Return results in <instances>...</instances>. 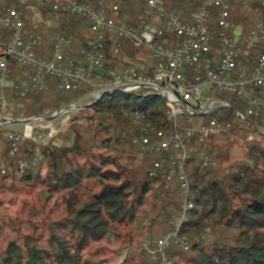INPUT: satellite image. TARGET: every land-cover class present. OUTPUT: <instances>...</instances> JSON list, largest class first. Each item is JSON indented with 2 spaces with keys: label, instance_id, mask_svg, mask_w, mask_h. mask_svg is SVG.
<instances>
[{
  "label": "trees",
  "instance_id": "trees-1",
  "mask_svg": "<svg viewBox=\"0 0 264 264\" xmlns=\"http://www.w3.org/2000/svg\"><path fill=\"white\" fill-rule=\"evenodd\" d=\"M111 1L120 4V17L127 23L137 24L138 15L146 13L147 6L142 0ZM195 1L166 0V5L187 19L188 13L196 8ZM227 1L231 19L243 27V36L257 22H264V0ZM7 8L23 13L26 27L44 41L39 53L48 57L50 38L57 33L73 41L68 50L71 58L78 57L79 50L94 38L87 21L67 11L56 12L27 0H0V10ZM212 26L216 32L215 21ZM105 53L106 70L122 69L131 62H137L141 68L137 57L146 56L116 37L106 39ZM259 53L260 47L252 56ZM204 59L216 61L217 57L210 54ZM252 64L247 58L240 59L238 71L244 67L249 72ZM14 69L9 78L11 84L6 88L7 99L18 108L14 119L51 116L72 103L77 104L87 92L85 89L68 93L57 80H50L46 92L22 96L12 85L20 73L19 67ZM259 95L264 101V92ZM210 96L231 104L208 117L236 125L237 140L244 139L243 150L239 157L233 156L234 142L215 145V138L199 146V151L210 157V163L205 165L195 154L186 165L193 208L185 216L179 181L174 178L169 187L164 184L170 168L168 158L179 152L167 149L140 161L139 146L135 143L143 125H148L152 138L155 130H164L167 135L175 130L168 120L165 101L157 94L144 96L117 91L102 95L96 102L90 101L85 109L73 113L64 144L55 145L54 139L47 145L26 144L21 158L36 153L42 156L37 169L26 175L17 174L15 159L6 148L0 155L2 165L8 168V173L1 175L6 185L12 190L17 185L41 188L47 200L60 195L64 215L9 240L0 251V264H95L84 256L89 246L116 236V227L131 226L141 218L149 220L151 227L159 225L157 231L171 230L180 220L177 236L170 242L188 244L189 249L181 247V251L189 253L174 264H264V103L258 116H245L243 123L235 115L244 111L243 100L214 90ZM159 100L161 106H157ZM137 111L142 115L139 120ZM190 125L182 122L180 129ZM248 133L253 134V139L248 140ZM155 161L161 162V168L152 178L149 173ZM150 232L157 236L152 228ZM207 233L211 235L209 241L203 236V240L186 242L191 236ZM181 238L184 242H180ZM169 257L173 259L170 254Z\"/></svg>",
  "mask_w": 264,
  "mask_h": 264
},
{
  "label": "built area",
  "instance_id": "built-area-1",
  "mask_svg": "<svg viewBox=\"0 0 264 264\" xmlns=\"http://www.w3.org/2000/svg\"><path fill=\"white\" fill-rule=\"evenodd\" d=\"M27 1L85 19L94 38L79 50L78 57L71 58L68 50L73 41L57 33L50 38L51 55L48 57L39 53L44 41L26 27L21 11L15 8L0 10V155L7 148L9 156L15 159L17 174L26 175L37 169L42 156L36 153L21 158L23 148L29 142L49 144L62 126L56 124L58 118L48 122L39 117L41 115L14 119V106L7 99L6 88L11 84L9 78L15 66L20 68V73L12 85L22 96L46 92L50 80H57L60 88L68 93L87 89L83 98L89 96L95 102L104 93L135 94L143 89H153L165 101L168 120L175 130L169 135L164 130H155L152 138L148 125H143L140 135L135 138L139 159L146 161L167 149L179 152V155L168 158L170 168L164 184L169 187L174 178L179 181L185 216L193 208L186 174L188 161L192 155L198 154L205 165L210 163V157L199 151V146L206 145L212 138L236 132L232 122L208 117L221 107H231L221 98H212V91L233 95L245 102L244 111L235 113L243 123L245 116H258L262 109L264 101L259 92H264V22H257L243 36V27L231 19L227 0H196V8L188 13L187 19H183L174 8H168L166 0H142L147 9L145 14L138 15L137 24L124 21L120 17V4L111 0H94V3L82 0ZM36 19L41 22L39 16ZM213 21L216 32L213 31ZM108 37H116L133 49L145 52L146 56L137 57L141 68L137 62H131L122 69L106 70L105 41ZM259 47L260 53L253 57ZM210 54L217 57L216 61L204 59ZM243 58L253 63L249 72L244 67L238 71L239 61ZM69 106L72 107L60 116L65 117L63 125L71 120L74 112L84 107L76 103ZM135 115L138 120L142 117L139 111ZM16 120L30 122L21 124L24 129L18 132L11 129L18 125L13 122ZM182 122L191 125L180 129ZM251 139L253 135L248 136V140ZM216 164L213 162L212 165ZM160 168L161 162L155 161L149 176L156 177ZM7 173L8 168L2 165L1 175ZM178 230L156 241L157 249L152 252L155 264H174L165 251ZM181 247L189 249L186 243Z\"/></svg>",
  "mask_w": 264,
  "mask_h": 264
},
{
  "label": "rangeland",
  "instance_id": "rangeland-1",
  "mask_svg": "<svg viewBox=\"0 0 264 264\" xmlns=\"http://www.w3.org/2000/svg\"><path fill=\"white\" fill-rule=\"evenodd\" d=\"M135 94L146 96L156 94V92L153 89H145ZM90 101V97L86 96L85 99H81L77 104L79 106H86L90 104ZM161 104L162 101L159 100L157 106H161ZM13 106V117H15L18 108L14 104ZM72 116L73 114L71 118ZM64 119L65 117L62 116L58 117L56 121V124L62 126H60L59 132L54 137L55 145L64 144V140L68 136V131L66 132V130H68L69 122L63 125L62 121ZM235 127L237 126L235 125ZM11 129L21 132L24 127L23 125H14ZM250 135L253 134L248 133V136ZM237 138L236 132L226 133L225 135L216 137L214 143L218 145L228 140L234 142L231 153L233 156L239 157L243 150L241 142L244 139L239 138L237 140ZM2 164L4 162L0 160V169ZM6 184L7 182L0 174V251L6 247L9 240L17 237V234L30 233L33 230V226L39 225L40 227H44L45 222L49 223V221L57 220L64 215V206L60 195H53L51 199L47 200L46 194L43 193L41 188L32 189L17 185L14 188L15 190H12L9 184L8 186ZM179 224L180 220L176 221L174 228L171 230H177L180 227ZM158 227L159 225L151 227L149 220L142 218L138 219L131 226H118L115 231L116 236L107 238L102 242L92 243L85 251L84 256L95 264H152V252L157 249L156 241L171 231L164 230L165 228H160L157 231ZM16 228L19 229V232H16ZM151 228L156 232L157 236L150 232ZM203 236L208 241L211 238V235L207 233L202 236H191L186 242L203 240ZM180 242H184V238H181ZM165 253L173 263H177L178 261L181 262L180 258L185 257L189 252H182L179 243L170 242ZM169 254L173 259L169 257Z\"/></svg>",
  "mask_w": 264,
  "mask_h": 264
},
{
  "label": "water",
  "instance_id": "water-1",
  "mask_svg": "<svg viewBox=\"0 0 264 264\" xmlns=\"http://www.w3.org/2000/svg\"><path fill=\"white\" fill-rule=\"evenodd\" d=\"M105 94V93H104ZM103 95V94H102ZM101 98V97H100ZM99 98V99H100ZM98 99V100H99ZM97 100V101H98ZM72 106H66V107H64V108H62L61 110H59V111H57L54 115H52V116H43V115H41V116H39V117H43L46 121H54V120H56L58 117H60L62 114H63V112L65 111V110H68V109H70ZM83 109H85L86 108V106H84V107H82ZM15 124H18V125H21V124H25V123H29L30 122V120H22V121H18V120H16V121H13Z\"/></svg>",
  "mask_w": 264,
  "mask_h": 264
}]
</instances>
